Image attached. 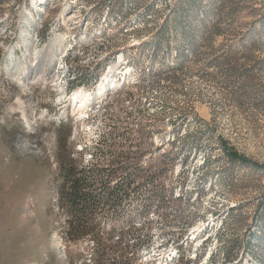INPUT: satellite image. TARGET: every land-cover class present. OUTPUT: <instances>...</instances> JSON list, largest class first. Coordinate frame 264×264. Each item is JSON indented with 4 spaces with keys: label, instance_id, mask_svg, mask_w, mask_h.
<instances>
[{
    "label": "rangeland",
    "instance_id": "rangeland-1",
    "mask_svg": "<svg viewBox=\"0 0 264 264\" xmlns=\"http://www.w3.org/2000/svg\"><path fill=\"white\" fill-rule=\"evenodd\" d=\"M60 121L128 264H264V168L222 148L264 164V0H0V264L108 257L62 238Z\"/></svg>",
    "mask_w": 264,
    "mask_h": 264
},
{
    "label": "trees",
    "instance_id": "trees-1",
    "mask_svg": "<svg viewBox=\"0 0 264 264\" xmlns=\"http://www.w3.org/2000/svg\"><path fill=\"white\" fill-rule=\"evenodd\" d=\"M73 130L69 121H60L55 128V160L57 163V172L59 175V183L56 187V213L60 221V230L62 238L65 242H76L81 239H91V249L95 253L103 256L108 254V257L100 258L99 262L110 264L111 254L118 251L122 252L119 258L113 264H128L129 260L124 256L127 246L120 238L112 239L113 230L108 229L105 233L102 232L101 221L98 218L97 201L95 199V189L93 188L94 171L92 164L84 165L83 157L81 156L83 148L80 152L74 153V141L72 139ZM103 139H100L98 144H101ZM97 144V145H98ZM223 152L230 161H238L245 165H252L254 168H264V164L257 163L247 157L238 154L234 149L222 145ZM129 151H124L118 158L123 161L116 163L111 169H103L106 172L107 180H114L126 174L131 166L132 171L128 174L140 177L142 170L130 162ZM146 178H150L149 175ZM104 207H113L119 200L121 192L124 188H104ZM140 239H137L130 248H136L140 245ZM112 264V263H111Z\"/></svg>",
    "mask_w": 264,
    "mask_h": 264
}]
</instances>
